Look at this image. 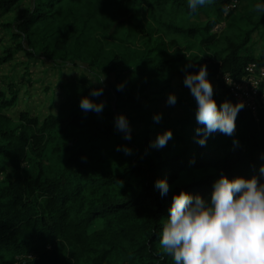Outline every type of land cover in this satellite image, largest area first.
Masks as SVG:
<instances>
[{"label":"trees","instance_id":"16d2710c","mask_svg":"<svg viewBox=\"0 0 264 264\" xmlns=\"http://www.w3.org/2000/svg\"><path fill=\"white\" fill-rule=\"evenodd\" d=\"M231 2L209 0L193 12L187 0H0V19L27 3L4 26L17 44L0 66L23 53L59 74L80 73L61 85L59 108L44 118L23 112L14 120L6 111L19 91L0 90V264H174L159 240L175 194L208 198L222 174L264 182V109L255 118L244 107L233 136L217 131L203 146L197 103L188 118L149 120L131 140L114 125L185 76L189 63L188 73L207 66L210 81H238L248 65H264V48L251 49L264 28L258 0H240L226 16ZM101 87L91 98L103 112H83L81 98ZM220 93L218 106L239 102L224 82ZM168 129L167 145L152 147ZM124 146L130 155L117 150ZM160 179L170 185L166 196L155 187Z\"/></svg>","mask_w":264,"mask_h":264},{"label":"clouds","instance_id":"9594fccd","mask_svg":"<svg viewBox=\"0 0 264 264\" xmlns=\"http://www.w3.org/2000/svg\"><path fill=\"white\" fill-rule=\"evenodd\" d=\"M209 0H187L188 7L195 12L208 4ZM255 10L264 15V0H258ZM185 66L184 85L190 89L197 103L196 119L199 125L197 142L203 146L207 137L219 131L233 136L239 112L245 107L243 101L233 104L224 101L219 106L214 98V87L209 80L207 66L197 72L188 73L192 68ZM103 83L104 76L93 79ZM123 84L118 85L122 90ZM103 95V88L93 89L89 96L81 98L83 112H103V101L96 102L91 97ZM177 96L169 93L167 103L175 105ZM162 114L154 115L159 122ZM115 129L132 139V128L127 116L119 114L114 120ZM203 133L202 136L199 134ZM171 129L157 135L151 142L154 148H163L172 138ZM126 155L132 149L124 146ZM260 172L264 174V167ZM155 187L161 196H166L170 185L166 179L157 180ZM164 254L171 256L174 264H264V182L257 176L250 179L243 176L228 178L221 175L213 182L210 198L180 191L173 196L169 215L163 225L159 240Z\"/></svg>","mask_w":264,"mask_h":264},{"label":"rangeland","instance_id":"374dc122","mask_svg":"<svg viewBox=\"0 0 264 264\" xmlns=\"http://www.w3.org/2000/svg\"><path fill=\"white\" fill-rule=\"evenodd\" d=\"M246 1V0H244ZM254 0H249L250 4ZM242 2V1H241ZM249 4V5H250ZM248 6L243 2L242 7ZM27 3H21L15 12L7 17L0 19V55H6L16 50V41L13 40L5 30V25L15 20L17 13L26 7ZM228 19L215 29L216 33H221L226 28ZM251 49L254 54H260L264 48V28L253 37ZM80 73L76 70L68 69L62 73L48 70L40 61H31L25 54L17 53L13 60L8 64L0 66V90L8 93L9 97L12 86L19 91V99L13 108L6 111L7 115L14 120L18 119L20 113H30L34 117H45L56 112L61 104L64 95L60 91L63 83L77 79ZM185 76L178 74L170 88L162 86L160 93L151 96L144 109L126 111V116L130 122L132 132H139L145 128L149 120H154L155 114H162V119L177 122V120L188 118L192 111L187 106H194L196 100L190 93L184 83ZM214 87V98L220 96L222 92V81L217 78L211 81ZM169 93H175L177 102L175 105H169L167 98ZM178 101L184 102L179 105ZM153 129L152 127H150ZM155 137V136H154ZM210 198V196L208 197Z\"/></svg>","mask_w":264,"mask_h":264},{"label":"built area","instance_id":"2783aa9c","mask_svg":"<svg viewBox=\"0 0 264 264\" xmlns=\"http://www.w3.org/2000/svg\"><path fill=\"white\" fill-rule=\"evenodd\" d=\"M240 0H232L226 9L225 15L235 10ZM219 79L230 89L231 94L239 102L243 101L255 118H258L260 109H264V65L252 63L245 69L241 80H234L230 75L221 74Z\"/></svg>","mask_w":264,"mask_h":264}]
</instances>
